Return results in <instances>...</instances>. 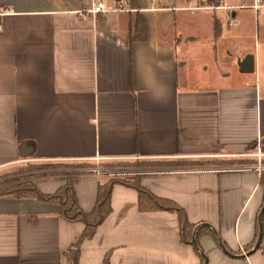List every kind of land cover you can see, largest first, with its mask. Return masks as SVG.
I'll return each mask as SVG.
<instances>
[{"label":"crops","instance_id":"0c3cea01","mask_svg":"<svg viewBox=\"0 0 264 264\" xmlns=\"http://www.w3.org/2000/svg\"><path fill=\"white\" fill-rule=\"evenodd\" d=\"M125 3L131 10L91 19L76 14L87 0H0V170L33 160L190 161L139 175L184 210L188 242L176 212L140 210L136 190L115 183L110 213L80 242L77 264H203L199 250L207 264H264V213L258 248L241 256L256 242L264 166L230 156L264 152V7ZM203 57L220 64L211 80L201 79ZM219 158L227 163L213 164ZM76 176V199L89 211L107 174L90 167ZM63 182L36 185L48 194ZM203 226L212 233L203 230L195 248ZM83 228L55 202L2 195L0 264H71Z\"/></svg>","mask_w":264,"mask_h":264},{"label":"trees","instance_id":"16d2710c","mask_svg":"<svg viewBox=\"0 0 264 264\" xmlns=\"http://www.w3.org/2000/svg\"><path fill=\"white\" fill-rule=\"evenodd\" d=\"M207 2L210 5H213L217 3V0H207ZM76 177L77 176L75 174L67 176L64 178L63 185L59 186L54 192L48 194L43 193L36 185H34L33 181H31L29 177L25 178L19 176L17 178H6L0 181V196L9 195L15 198L26 197L48 202H55L59 205V215H61L63 218L68 221L83 222V231L74 244L77 250H75L73 256L69 258L71 264H77V252L80 242L85 238L92 237L96 231V226L99 225L109 215L111 210L110 194L115 183L128 184L136 190L138 197V208L140 210L161 209L170 212H176L180 227V239L184 242L189 241L191 227L184 210L173 199L171 200L166 197L157 195L155 196L152 194L145 186L141 184V182H139L140 176H137V180H135V182L114 179L112 177L109 180L99 182L95 198V205L89 211L83 210L78 204V199H76L74 190ZM262 179V184L264 185V175ZM203 230L212 233V230L208 226H203L196 231V240ZM103 260L104 261L102 264H108L106 257Z\"/></svg>","mask_w":264,"mask_h":264},{"label":"rangeland","instance_id":"374dc122","mask_svg":"<svg viewBox=\"0 0 264 264\" xmlns=\"http://www.w3.org/2000/svg\"><path fill=\"white\" fill-rule=\"evenodd\" d=\"M203 60H206V62L203 63L204 66L208 65L207 69L201 70V73H203V76L201 79L207 81L211 80V76L214 77L216 73L219 72L221 68L219 67V63H214L213 68L211 65H209V59L206 57L202 58ZM200 60V59H199ZM199 62V61H198ZM196 64L199 66L200 63ZM202 66V65H201ZM220 78V77H218ZM250 152V151H249ZM242 157V158H241ZM256 157V156H255ZM254 155H247L245 156H234L231 159L233 163H251L254 161ZM257 158V157H256ZM263 158V157H261ZM258 160V159H257ZM259 161H257L258 163ZM263 162V161H262ZM163 163V162H162ZM192 163V162H191ZM190 161L185 162H171V163H157L152 161H147L145 159H131V160H124V161H105V162H97L94 161L93 164H86L82 162L76 163L75 161H63V162H44V161H32V162H20L12 167H8L5 169L0 170V181L2 179L6 178H17V177H25L33 181L34 185H36V181L43 178H48L49 176L58 175L61 178H66L69 175H77L80 171L84 169H90L92 168H99L101 172L107 174L106 180H109L111 177L114 179H120V180H127L129 182H135L137 180V176L140 175L141 172L144 171H155V169H161V168H182V167H192ZM227 162L223 159H218L216 162H213V164L217 165H224ZM207 161L201 162V165L208 166ZM258 165V164H257ZM264 166V164H262ZM81 168V169H80ZM263 168V167H262ZM80 170V171H79ZM264 170V169H263ZM264 175V174H263ZM37 186V185H36Z\"/></svg>","mask_w":264,"mask_h":264},{"label":"built area","instance_id":"2783aa9c","mask_svg":"<svg viewBox=\"0 0 264 264\" xmlns=\"http://www.w3.org/2000/svg\"><path fill=\"white\" fill-rule=\"evenodd\" d=\"M88 5L82 9H79L76 11V14L81 18H91L95 19L98 14L105 13V12H121V11H129L131 8H129L125 0H87ZM219 6H222V0H219ZM247 6L258 9L259 7H264V0H252L251 4H248ZM236 155V156H247V155H254L257 157L258 161L263 157L264 152L261 151L257 152H244L240 154H230V156ZM97 159H100L99 156L96 157ZM258 169H261L263 166L261 163H257ZM96 170V169H95Z\"/></svg>","mask_w":264,"mask_h":264},{"label":"water","instance_id":"95a60500","mask_svg":"<svg viewBox=\"0 0 264 264\" xmlns=\"http://www.w3.org/2000/svg\"><path fill=\"white\" fill-rule=\"evenodd\" d=\"M226 149H228L229 151L241 152V151L244 150V147H243L242 145H232V146H228ZM263 213H264V204H263L262 207L260 208V212H259V214H258V225H259V226H258V229H259V230H258V234H257V237H256V242H255L253 248L250 249V251H248V252L242 254L241 256H243V255H249L253 250H255L256 248H258V246H259V244H260V238H261V235H262V226H263V225H261V220H262V215H263ZM195 231H196V230L193 231V234H192V237H191V242H192V244L194 245L195 248H198V244H197V242L195 241ZM218 241H219V244H220L222 250H223L227 255H231V253H230L229 250L226 248V246L224 245V243H223L220 239H218ZM199 252H200L201 257L204 258V262H203V264H207V257H206V255H205V253H204L203 251H201V250H199ZM232 256H233V255H232Z\"/></svg>","mask_w":264,"mask_h":264}]
</instances>
